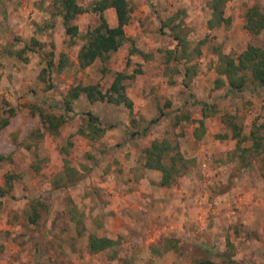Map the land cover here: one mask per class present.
<instances>
[{
  "label": "rangeland",
  "instance_id": "obj_1",
  "mask_svg": "<svg viewBox=\"0 0 264 264\" xmlns=\"http://www.w3.org/2000/svg\"><path fill=\"white\" fill-rule=\"evenodd\" d=\"M92 1L77 0L83 7ZM208 2L128 0L126 42L108 60L81 68L77 52L97 14H77L72 22L79 34L70 39L55 0H0V122H8L0 124V264H264V175L257 160L240 175L247 182L256 177L255 191L240 183L253 202L252 216L196 218L187 236L147 230L148 219L137 218L125 189L141 183L142 151L155 139L191 161L170 187L186 188L182 194L197 196L198 206L221 204L238 183L232 178L237 167L225 161L235 141L223 116L236 114L245 133L264 123V86L245 70L244 88L231 90L219 73L220 56L237 60L248 45H264V28L250 32L245 15L252 6L264 14V0H228L229 23L217 27L208 26ZM104 15L115 24L111 8ZM61 53L67 61L58 68ZM51 58L54 66L45 69ZM117 71L134 75L126 89L131 109L80 93L72 111L64 110L71 86L97 84L104 92ZM87 111L106 127L102 136L79 132L87 128ZM33 200L46 205H36V222L30 221ZM89 234L111 235L115 243L91 253ZM161 247L172 255L159 253Z\"/></svg>",
  "mask_w": 264,
  "mask_h": 264
},
{
  "label": "trees",
  "instance_id": "obj_2",
  "mask_svg": "<svg viewBox=\"0 0 264 264\" xmlns=\"http://www.w3.org/2000/svg\"><path fill=\"white\" fill-rule=\"evenodd\" d=\"M228 0H209L208 6L210 9V18L208 19L209 27H217L221 24L229 23V17L225 15V4ZM111 8L114 11L115 24L110 25L104 15L106 9ZM56 14L60 15L65 33L74 39L79 34L78 27L72 22L77 14L84 12H92L97 14V24L87 29L84 36V43L80 46L77 52L78 66L81 68L91 65L95 60L106 61L111 54L117 51L123 43L126 42L124 26L129 23L132 8L129 6L128 0H93L88 7H83L77 0H55ZM246 27L253 34H258L264 28V14L258 11L257 6H252L246 12ZM52 20L49 18L46 21L47 26L53 25L55 14L52 13ZM179 39V38H178ZM172 50H169V54ZM59 61L56 67L61 68L67 61L65 54L59 55ZM221 66L219 73L228 81L231 90H240L244 88L247 76L245 70L250 71L252 80L256 82V86H264V45L255 46L248 45L242 51L237 60L229 56H220ZM52 58L48 60L47 66L53 67ZM186 72V71H185ZM243 72V73H242ZM241 73V74H239ZM217 81H220L218 79ZM134 75L127 74L124 71H117L115 77L106 91H101L97 84L91 85H74L68 90L66 97L63 99L64 110L72 111V103L76 100L80 93H85L90 102L96 100H105L110 103L124 104L131 109L133 102L127 96V87L133 86ZM37 108V106L33 105ZM40 108L37 113L41 117ZM14 114V111L12 112ZM86 129L79 128L80 133H85L89 137L102 136L106 127L101 123L98 116L90 111L85 112ZM48 117V116H47ZM236 114H225L223 123L228 128L230 138L234 142L233 148L227 151L226 160L232 162L235 167L232 178L237 179L254 161H258L259 173L264 175V123H253L248 133L243 131L242 123L237 120ZM156 121L155 118L150 122ZM7 119L1 120L0 124L3 127L6 125ZM49 123L52 124V116L49 118ZM62 123V120H56L57 124ZM131 133L130 135H133ZM200 135L197 134V137ZM222 137H226L223 134ZM171 151V152H170ZM1 157V156H0ZM143 166L147 169H153L160 172L158 185L163 188H168L173 183L177 176L184 174L187 171L188 164L191 162L185 158L182 153L170 144L167 140H153L151 144L145 147L142 151ZM10 181V177H6V182ZM37 206H45L41 201H31V209L37 213ZM73 211V210H72ZM74 212V211H73ZM31 216L30 221L36 222L38 213ZM76 213V212H74ZM115 243V240L108 236H98L89 234L87 236V248L91 253L109 250ZM195 264H213L209 260L197 261Z\"/></svg>",
  "mask_w": 264,
  "mask_h": 264
},
{
  "label": "crops",
  "instance_id": "obj_3",
  "mask_svg": "<svg viewBox=\"0 0 264 264\" xmlns=\"http://www.w3.org/2000/svg\"><path fill=\"white\" fill-rule=\"evenodd\" d=\"M152 170L153 169H145L140 184L134 183V187L130 185L125 188L131 190L127 193V197H129V199L133 198V200L129 201V204L131 208L136 209L134 214H137V218L148 219L147 230L152 226L153 230L156 228L158 233H162L161 236H163V234L167 236L165 233L173 235V237H179L182 233L187 236L189 235L186 229L188 228L187 225L192 223L193 220L196 221V218L197 220L199 218H216V220H218L221 217L245 218V215H247L246 218H250L252 216L250 213L252 208H254L252 206L253 202L249 200V195L246 194L248 191H244V187H242L240 183L243 181L245 185L249 186L250 192L255 191L256 188L253 187V185L254 178L256 177H253L247 182V179L245 180V178L242 177L245 176L243 173L242 176L237 178L238 183L228 191V195L223 199L221 204H215L214 202L208 203V208L206 209V204L198 206L197 196H193L192 194L183 195L182 191L188 192V190L186 188L182 189L180 185H172L170 188H164L162 192H159L160 188L157 187V181L160 179V175L158 176V174H156L157 172L155 173V170H153L154 172ZM152 175H155L154 178ZM186 195L189 198H185L186 201L182 202L183 198H181V196L184 197ZM203 207H205V209ZM235 207L237 209H235ZM217 222L220 223L219 221ZM182 226H184V229ZM108 237L113 239L111 235H108ZM153 240L154 238L149 237L150 242ZM148 251L150 252L149 249ZM169 252L170 251L163 250L162 248L159 253H164V256L172 255ZM162 264L178 263L167 262Z\"/></svg>",
  "mask_w": 264,
  "mask_h": 264
}]
</instances>
